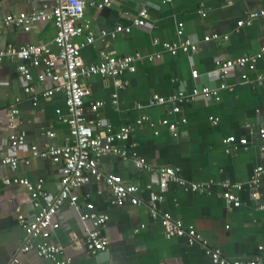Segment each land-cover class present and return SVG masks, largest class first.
I'll list each match as a JSON object with an SVG mask.
<instances>
[{"label":"crops","instance_id":"0c3cea01","mask_svg":"<svg viewBox=\"0 0 264 264\" xmlns=\"http://www.w3.org/2000/svg\"><path fill=\"white\" fill-rule=\"evenodd\" d=\"M85 1L81 23L95 34L118 26L132 28L130 34L120 33L115 39L97 36L93 44L82 49L86 65H98L102 53L112 57L163 55L158 62L137 63L134 73L127 72L118 80L99 76L82 79L92 92L84 106L88 123L101 137L108 126L113 131L130 126L133 132L128 148L135 145L138 156L155 168H178L185 180L211 185L212 195L186 193L174 183L162 191L157 176L139 170L132 160L106 154L99 160L100 171L139 186L141 204L134 206L128 201L117 205L107 185L93 180L74 192L76 205L68 200L58 211L55 222L59 228L52 231L50 242L61 246L72 264H212L200 246H189L181 238L167 240L160 220L153 219L150 212L154 199L163 195L159 213L195 226L224 258L243 262L256 258L258 246L264 242V214L259 210L264 204V186L259 189V199L254 200L246 185L255 168L264 165L258 134L264 128V83H257L264 76V19L242 28L238 22L249 13L264 10V0H110V7L104 10L96 7L103 0ZM55 4V0H0V50L45 45L58 53L53 22L36 23L29 32L4 24L10 15L50 11ZM143 9L147 10L146 26L136 28L134 20ZM180 24L184 38L197 44L198 51L173 57L164 51L163 43L177 40ZM208 36L219 38L206 42ZM85 41V35L76 40L78 44ZM243 56H257L256 69L235 68L224 81L233 90L221 91L220 102L203 98L183 102L179 114H170L167 107L137 108L139 104L146 106L154 95L167 98L180 90L218 88L223 81L216 60ZM22 64L25 62L18 57H8L0 65V264H9L28 237L19 217L23 216L26 224L34 223L40 210L36 203L45 206L59 192L63 164L42 154L51 147L72 143L64 93L33 104L34 93L50 89L51 82L40 83L42 67L31 68L35 92L26 94L19 72ZM193 71L199 73V79H193ZM119 81L126 87L120 89ZM17 99L20 115L11 126L7 109ZM94 102L103 103L98 112L92 110ZM211 118L218 123L213 124ZM163 120L176 124V134L163 126ZM20 136L26 143L14 150L12 138ZM231 136L247 139L248 144H225ZM7 158L16 160V167L5 164ZM24 180L33 186L42 182V190L30 192L21 183ZM228 181L244 186L238 193L243 202L240 208L228 206L221 196V184ZM89 204L93 213L108 218L103 226L82 220ZM93 230L108 238L107 250L94 254L87 249L86 240ZM19 261L51 264L32 252L19 254Z\"/></svg>","mask_w":264,"mask_h":264},{"label":"built area","instance_id":"2783aa9c","mask_svg":"<svg viewBox=\"0 0 264 264\" xmlns=\"http://www.w3.org/2000/svg\"><path fill=\"white\" fill-rule=\"evenodd\" d=\"M172 1L165 0L164 2L170 3ZM55 2V6L50 11L41 9L34 10L29 14L10 15L4 21L6 26L20 28L25 32L31 31L33 25L40 22H53L55 25L57 34L54 43L59 47L58 53L53 52L50 47L45 45H26L19 49L0 50V65L8 57H18L20 61L25 62V64L20 65L19 72L23 78L24 92L26 94L35 92V87L31 85L34 80L31 68L42 67L38 74V81L40 83L50 81L51 87L40 94L34 93L33 104H37L40 99L48 100L57 93H64L68 113L66 122L72 140V143L66 147H51L42 154V157L48 156L53 162L63 164L59 192L45 206L36 203L35 206L40 210L34 223L26 224L23 216L19 217L28 232V237L19 253L13 257L9 264H19V254H29L31 252L51 264H72V260L65 255L62 247L50 242L52 231L59 228V224L55 222V216L68 200L72 205H76L78 196L74 192L93 180L104 182L107 185L117 205H122L128 201L134 206L141 204L139 197L141 189L139 186L126 184L121 177L104 175L100 171L99 160L106 154L117 155L123 160H132L139 170L157 176L162 191L166 190L169 184L174 183L186 193L212 195L211 185L185 180L180 176V169L178 168H155L138 156L135 145L130 144L128 148L126 144H129L128 141L133 132L130 126H124L118 131H113L112 126H108L106 128L107 133L103 137L96 135L95 129L87 121L84 107L92 92L90 87L82 82V79L99 76L118 80L127 72L134 73L137 63L143 61L148 63L158 62L163 58V55L155 54L143 57L138 53L135 56L112 57L102 53V61L98 65L88 66L82 56V49L85 46L93 44L97 36L103 40L115 39L120 33L130 34L132 28L118 26L111 31L102 30L99 34H95L90 28L81 23L85 17L87 7L85 0H55ZM110 5V0H103L96 7L98 10H104ZM146 17L147 10H141L139 16L134 20V27L143 29L146 26ZM258 19H264V10L249 13L246 19L238 22V26L239 28L250 27ZM84 35L86 36V41L78 44L76 40ZM218 38V36H208L205 41L209 42ZM163 49L166 53L175 57L179 54H194L198 51V46L191 40L184 38V28L180 24L177 31V40L163 43ZM257 61V56H243L236 60L218 58L215 65L223 81L220 87H196L192 92L180 90L167 98L154 95L146 106L139 104L137 108L167 107L170 114H179L181 113V104L183 102L195 101L198 98L220 102L221 91L233 90V88L224 83L231 72L237 67L254 71ZM192 77L197 80L200 75L197 71H193ZM244 78L247 80V76ZM257 83L263 84L264 76H261ZM118 86L122 89L126 87V84L119 81ZM117 96L116 94L114 98L117 99ZM19 103L20 99H17L7 109L11 119V126H13V122L20 115ZM102 106V102H94L92 110L98 112ZM211 120L215 125L218 123L215 118H211ZM182 122L185 123V120ZM162 124L176 134V124H172L168 120H163ZM98 127H100V124H98ZM258 134L262 142L261 151L264 153V128H261ZM49 136L54 137V134L49 132ZM25 143L26 138L24 136L13 137L11 141L14 150L25 145ZM119 143L124 145L120 147L118 146ZM224 143L232 146H246L248 140H238L231 136ZM33 152L34 156L39 155L37 148H33ZM3 162L10 164L12 167L17 165L16 160L10 158L4 159ZM21 183L30 192L42 190V182L37 186H33L25 180L21 181ZM246 186L252 192L251 198L254 200L259 199V189L264 186V165L255 168L253 176ZM221 187V196L226 204L233 208H240L243 202L238 193L244 190V186L228 181L222 183ZM154 200L150 208L151 216L153 219L160 220L167 240L181 238L185 239L189 246H200L211 259L212 264H264V242L258 246V256L256 258L246 262L228 260L219 252L213 250L208 240L203 237L195 226H187L170 214L159 213L158 204L163 202V195L158 196ZM87 208L88 213L82 215V220L91 221L95 227L103 226L107 222L108 218L106 216H98L93 213L92 204H89ZM259 210L264 214V204L259 206ZM262 223L264 226V218ZM86 246L89 251L95 254L107 250L109 240L99 230H93L88 235Z\"/></svg>","mask_w":264,"mask_h":264}]
</instances>
